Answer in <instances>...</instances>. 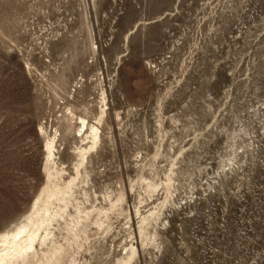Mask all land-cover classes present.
I'll return each mask as SVG.
<instances>
[{
    "label": "rangeland",
    "instance_id": "obj_1",
    "mask_svg": "<svg viewBox=\"0 0 264 264\" xmlns=\"http://www.w3.org/2000/svg\"><path fill=\"white\" fill-rule=\"evenodd\" d=\"M79 118L101 140L64 264H264V0H0V232L44 185L47 137L75 176Z\"/></svg>",
    "mask_w": 264,
    "mask_h": 264
},
{
    "label": "bare ground",
    "instance_id": "obj_2",
    "mask_svg": "<svg viewBox=\"0 0 264 264\" xmlns=\"http://www.w3.org/2000/svg\"><path fill=\"white\" fill-rule=\"evenodd\" d=\"M100 120L98 123H100ZM78 122L79 134L77 132L75 134L77 133L81 138L87 134L85 139L91 140V146L88 149L80 148L75 176L67 182H61L64 178L62 176L64 170L59 169L55 162L56 136L52 138L45 137L44 185L38 196L33 200L29 212L13 227L0 232V264H64L67 261L75 262L73 258H66V246L78 244L80 232L82 231L81 223L89 219L91 212L87 211L82 214L77 206L75 208L77 209L76 215H72L69 207L75 201L74 188L80 179V169L87 160V154L91 149L96 148L101 140V132L98 126L89 125L85 118H79ZM40 132H43V128L40 129ZM78 135L76 136L78 137ZM149 188L154 190L155 187L148 185ZM122 200L123 198L120 197L119 201L122 202ZM116 205L117 203L111 204V208L116 207ZM158 209L141 218L138 232L142 245L146 242L145 227L148 226L150 220L157 221L160 217L161 208ZM102 213L106 215V213L99 211V214ZM62 222L64 226L61 225ZM94 223L100 222L95 219ZM60 228L71 234V237H66L65 244L60 243L55 233V230H61ZM136 253V248L131 246L129 254L119 264H131Z\"/></svg>",
    "mask_w": 264,
    "mask_h": 264
}]
</instances>
